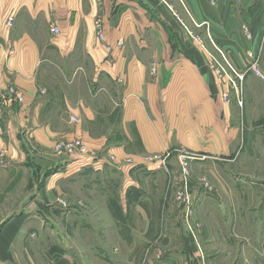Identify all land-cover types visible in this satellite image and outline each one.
Masks as SVG:
<instances>
[{
	"label": "crops",
	"instance_id": "0c3cea01",
	"mask_svg": "<svg viewBox=\"0 0 264 264\" xmlns=\"http://www.w3.org/2000/svg\"><path fill=\"white\" fill-rule=\"evenodd\" d=\"M177 10L195 30H182ZM246 53H264V0H0V153L18 172L38 163L55 168L51 184L78 186L51 192L48 180L43 200L34 195L0 221V264H31L41 228L54 239L42 264L226 261L210 250L233 244L236 203L200 174L215 176L212 167L234 157L219 121L228 123L226 87L239 89ZM221 54L236 85L213 70ZM75 136L90 155L58 157V137ZM88 181L98 192H85ZM20 237L28 260L11 248Z\"/></svg>",
	"mask_w": 264,
	"mask_h": 264
},
{
	"label": "rangeland",
	"instance_id": "374dc122",
	"mask_svg": "<svg viewBox=\"0 0 264 264\" xmlns=\"http://www.w3.org/2000/svg\"><path fill=\"white\" fill-rule=\"evenodd\" d=\"M118 7L119 6L116 7V10L119 12L126 10L125 8ZM138 14L134 15L139 18L140 13L138 12ZM177 14L178 15L176 16L181 24L182 30H189V28L195 30L193 25L194 22L191 20L190 16L183 17L178 10ZM150 16L152 17V15ZM121 17H123V14L119 16V18ZM117 18L118 16L116 19ZM119 18L117 20L121 22ZM151 19H154V17ZM119 21L115 28H118L120 24ZM131 22L132 20H129V23ZM137 25H139V21H137ZM96 30H99L97 28V22ZM165 30L167 29L165 28ZM246 31L247 30H245V32ZM221 56L223 58L222 54ZM245 62L247 64L244 71L245 78L244 80L239 78L241 80L238 84L239 91L234 85H228L226 87L228 95L224 100L228 104V123L225 120L219 121L223 130L228 127V136L232 143L237 146L233 151L234 157H231L228 161H223L224 164L221 166L219 164H217L215 168L213 166L211 170L214 172L215 176L209 174L211 173L209 170L200 174V177H206L203 178L204 184H206V182L210 183L214 188V192H224L223 186H225L229 192V201L231 203H236L232 208L231 222H233V220L235 221L237 228L236 233L238 232L237 236L234 238L232 237L230 240L233 244L226 245L220 242V244L218 243L213 246V251L210 250V252H213L217 257L224 253L228 255L226 261L216 260L215 264H260V261L256 262V252H260L264 256V73L259 68L258 70L260 74L253 69V66L259 63V67L263 65L262 69L264 71V53L261 54V60L260 53H246ZM216 69V65H214L213 70L215 72ZM230 82L232 83V81ZM52 87H57L56 89H59L60 85ZM14 94L13 90H10V92L8 91V93L4 94V97L12 99L10 96L14 97ZM18 98L22 100L20 96H18ZM13 101L14 100H11V103H13ZM12 106L10 107V110H12ZM71 121L78 123L79 119L76 116H72ZM1 123L6 124L4 121ZM74 134L76 135V133ZM78 138L84 140L85 144L89 146L87 139L81 136H75L70 139L58 137L53 146L55 154H57L58 157L62 155H73L72 152L64 149L65 145H67L65 143ZM88 151V155H90L92 146L88 147ZM76 153L80 152L77 151ZM236 153H238V156H236ZM4 155L5 152L0 153V221L14 217L24 204L27 205L28 199L30 197L32 199V196L34 195L38 196L37 204L40 199L43 200L40 197V193L47 192L46 185L48 180V188L51 192H61L60 188L69 192H77L76 190L78 186L75 182L69 183L62 180L60 182L59 177H57L53 180L52 184L50 183L52 178L51 172L53 173L55 168L53 170H45L37 163L36 166H33L32 171L21 170L18 172V167L13 168V166H9V164L6 163L5 158L3 157ZM185 159L188 158L185 157ZM32 164L33 163L31 162V165ZM189 168L188 161H184L182 163L183 174H188V172L186 173V170L189 171ZM224 173L227 176L226 179L225 176H223L222 179L221 175ZM21 175L23 180L19 181ZM236 178H238V180ZM34 180L36 186L33 182ZM93 182L95 181H88L85 183V192H98L91 187V184L94 185ZM88 183L89 185H87ZM236 184H240V192H245V202H242L240 198L236 196L237 193H233L237 189L235 186ZM116 190L119 192L122 188L116 186L114 191ZM53 201L56 202L55 199ZM79 204L83 206L82 202ZM3 225L4 222H0V229ZM47 235H50V232L41 228L38 230L37 236L34 237L36 238L33 239L34 243L38 244V253H36L35 260L32 258V255L30 256V260L33 259L31 264L45 263L47 254L45 253V249H47L54 240L53 238L47 239ZM23 241V238L20 237L15 245H12L11 247L19 259L21 258V255L24 254L19 253L21 250L17 244H22L21 242ZM202 249L204 251L203 246ZM248 253L251 254L252 257L249 255L245 259L243 255H248ZM26 258V255H24V259L28 260ZM261 264H264V262L261 261Z\"/></svg>",
	"mask_w": 264,
	"mask_h": 264
},
{
	"label": "built area",
	"instance_id": "2783aa9c",
	"mask_svg": "<svg viewBox=\"0 0 264 264\" xmlns=\"http://www.w3.org/2000/svg\"><path fill=\"white\" fill-rule=\"evenodd\" d=\"M97 28L100 30L99 31V36L100 38H103L104 34H103V24L101 21H98L97 22ZM57 33L59 32V30H55ZM223 55V58H224V61H225V64H221V63H218L216 62V74L219 76V77H222V76H228L229 80L232 81L233 84L236 85L235 81H233L229 75H228V69H231L232 70V67L231 65L229 64V62L227 61L226 57ZM253 69L256 70V72L258 74L259 73V70L258 68L256 67V65L253 66ZM153 72L155 73V69H153ZM240 79L242 78V76H239ZM67 145H65V150H69L70 152H72V154L74 155L75 158H79L81 159L82 157H86L88 156L89 154V151H88V145L85 144L84 140H82L81 138L79 139H74V140H71L67 143H65ZM77 151H79L80 153H76ZM71 155V156H73ZM188 171L186 170V173Z\"/></svg>",
	"mask_w": 264,
	"mask_h": 264
}]
</instances>
